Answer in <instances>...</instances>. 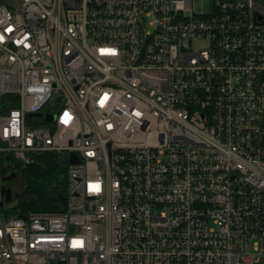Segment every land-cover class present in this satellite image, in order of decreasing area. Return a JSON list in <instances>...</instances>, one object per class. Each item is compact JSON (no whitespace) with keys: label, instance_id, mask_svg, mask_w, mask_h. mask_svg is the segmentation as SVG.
<instances>
[{"label":"built area","instance_id":"obj_1","mask_svg":"<svg viewBox=\"0 0 264 264\" xmlns=\"http://www.w3.org/2000/svg\"><path fill=\"white\" fill-rule=\"evenodd\" d=\"M263 1L0 0V154L68 161L0 264H264Z\"/></svg>","mask_w":264,"mask_h":264},{"label":"trees","instance_id":"obj_2","mask_svg":"<svg viewBox=\"0 0 264 264\" xmlns=\"http://www.w3.org/2000/svg\"><path fill=\"white\" fill-rule=\"evenodd\" d=\"M10 155L0 154V177L8 167ZM12 161V160H11ZM67 158L63 152L49 151L37 154L35 159L17 166L22 190L15 196L9 213L21 215L30 211L62 210L59 195L66 193Z\"/></svg>","mask_w":264,"mask_h":264},{"label":"rangeland","instance_id":"obj_3","mask_svg":"<svg viewBox=\"0 0 264 264\" xmlns=\"http://www.w3.org/2000/svg\"><path fill=\"white\" fill-rule=\"evenodd\" d=\"M211 0H192V9L196 12L206 13L209 10ZM264 3V1H263ZM7 163L15 165V163L11 160H7ZM13 170V166L7 167L4 170V177H7L11 171ZM20 175L17 173L15 177L13 178H5L6 182L10 183L11 185V193L12 198L10 201L6 202L3 207L9 208L12 206L14 202L15 196L22 190L20 185ZM15 193H17L15 195Z\"/></svg>","mask_w":264,"mask_h":264},{"label":"water","instance_id":"obj_4","mask_svg":"<svg viewBox=\"0 0 264 264\" xmlns=\"http://www.w3.org/2000/svg\"><path fill=\"white\" fill-rule=\"evenodd\" d=\"M30 115H40L39 112H36V113H31ZM262 126H263V129H264V117H263V120H262ZM74 161V154H70L69 155V162H73ZM15 176V173L14 172H11L7 177L5 178H13ZM4 195L3 199L0 200V205H2L3 203L5 202H8L11 200L12 198V193H11V189L8 188V187H5L3 184L0 185V195ZM17 193H15L16 195ZM59 200L61 201V203H64V195L60 194L59 195Z\"/></svg>","mask_w":264,"mask_h":264},{"label":"flooded vegetation","instance_id":"obj_5","mask_svg":"<svg viewBox=\"0 0 264 264\" xmlns=\"http://www.w3.org/2000/svg\"><path fill=\"white\" fill-rule=\"evenodd\" d=\"M2 177H4V171H3V173H2ZM2 184H3L5 187H8V188L11 189V185H10V183L6 182L5 177L2 178Z\"/></svg>","mask_w":264,"mask_h":264}]
</instances>
